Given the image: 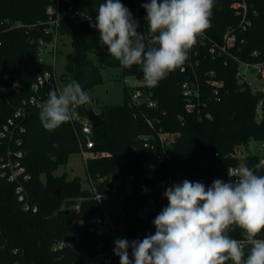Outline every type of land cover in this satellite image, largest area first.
<instances>
[{"label": "trees", "instance_id": "16d2710c", "mask_svg": "<svg viewBox=\"0 0 264 264\" xmlns=\"http://www.w3.org/2000/svg\"><path fill=\"white\" fill-rule=\"evenodd\" d=\"M51 2L0 0V84L10 86L13 81L19 82L18 90H8L7 97L0 101V130L14 117L16 109L24 105L23 101L34 94L32 86L38 76L53 71L50 64L39 62L37 55L38 40H52V35L45 30L47 7ZM102 2L104 0H61L60 7L97 15ZM148 2L150 0H121L132 15L136 13L137 31L150 40L147 13L142 6ZM253 2L259 15L238 46L244 59L255 60L252 53L260 50L264 60V0ZM239 23L232 0H214L211 26L204 32L222 41L229 29L239 33ZM59 31L61 40L68 37L72 46L67 53L66 72L60 76L62 88L75 80L88 92L103 82L101 70L108 63L120 66L124 76L136 75L143 79L141 66L124 68L110 56L107 46L100 43L98 30L86 19H66ZM90 53L96 54L99 64L90 58ZM183 68L170 72L153 87L147 86L145 81L134 89L125 85L122 104L104 105L98 111L104 121L92 130L91 148H86L85 138L77 135L76 121L71 120L49 132L40 122V107L25 105L24 115L18 119L25 126L21 133L23 142L16 148L24 152L22 163L30 175L25 182L28 199L38 209H24L15 184L0 176V243L5 244L10 262L88 264L97 254L111 248L110 261L102 264H120V258L114 254L115 246L112 247V233L98 228L97 220L105 216L103 197L114 194L121 197L123 212L115 224L123 216L126 240L142 241L155 233L153 220L168 203L161 190L149 191L160 181L180 184L189 180L209 187L217 179L234 180L228 167L239 164L251 168L257 175H264L260 155L249 149L250 142L264 140V99L262 117L258 119L256 110L261 97L237 82L236 62L226 57L212 58L207 45L197 39ZM211 71H215L216 79L224 82L221 99H210L213 117L200 121L185 108L183 83L196 76L207 99L211 90L207 79ZM53 89L56 90L52 82L44 84L40 90L43 102ZM136 89L148 94L156 106H149L146 101L131 103V93ZM88 107L89 104L78 106L75 113L86 115ZM162 132L175 134L169 144L165 145ZM81 141L90 154L85 165L91 189L84 188L78 176L67 179V173L55 175L53 172L65 164L71 154L82 151ZM157 150L161 156L159 167L151 165ZM238 151L242 152L238 154ZM115 186L116 192L113 191ZM57 188L59 195L54 193ZM95 193H99L100 198ZM151 204L155 205L154 209L148 208ZM230 235L242 238L239 229ZM258 238H264V232ZM63 240L71 244L53 247ZM16 247L20 252L14 254L12 250Z\"/></svg>", "mask_w": 264, "mask_h": 264}, {"label": "clouds", "instance_id": "9594fccd", "mask_svg": "<svg viewBox=\"0 0 264 264\" xmlns=\"http://www.w3.org/2000/svg\"><path fill=\"white\" fill-rule=\"evenodd\" d=\"M150 40L138 32V21L121 0H104L95 23L100 43L124 68L141 66L147 86L189 59L198 37L211 26L214 0H150L144 3ZM91 97L75 80L50 90L39 119L49 132L70 122L75 108ZM234 180H184L164 192L168 203L153 220L155 233L142 241L118 239L120 264H264V175L238 167ZM239 229L241 239L230 233ZM131 249V255L129 254Z\"/></svg>", "mask_w": 264, "mask_h": 264}, {"label": "built area", "instance_id": "2783aa9c", "mask_svg": "<svg viewBox=\"0 0 264 264\" xmlns=\"http://www.w3.org/2000/svg\"><path fill=\"white\" fill-rule=\"evenodd\" d=\"M60 1L61 0H52V2L47 7L48 20L45 22V30L47 34L52 35V40L50 42L46 41L44 38H40L38 40V60L41 63L50 64V66L53 68V71H46L38 76L36 82L32 86L34 94L28 100L23 101L24 105L16 109L14 117H10L0 130V176L5 178L8 182L15 184V192L24 209L29 210L32 208L34 211H36L38 208L37 206H32L30 204L28 199L29 195L25 186V182L30 178V175L27 173L26 168L22 163L24 152L20 148H16V146H20L22 144L23 140L21 137V133L25 131V126L18 119L23 117L25 105L30 104L32 106H41V104L43 103V99L40 95V90L46 82H52L57 91L62 89L60 75L57 70L58 53L60 52L62 41L59 31L61 23L66 19L79 18L86 19L88 24L92 26L95 23L96 18V15L87 14L81 9L62 10L60 7ZM232 5L234 7L236 15L240 18V23L238 26L239 33L233 29H229L223 35L222 41H217L203 32L198 37V40L201 44L207 45L208 53L212 58L215 59L226 57L231 58L236 62L235 77L237 82L243 84L245 87H248L253 93L259 94L261 97L258 100L256 110L257 118L260 119L262 117L264 85H260L258 81L264 80V60L260 57V50L253 51L252 55H254V57L256 58L255 60L244 59L241 56V48L238 46V43L244 42V34L253 25L254 18L259 15V11L254 6L253 0H232ZM132 16L135 20L137 19L136 13ZM251 73L254 74L255 80H252L250 78ZM215 75V71H211L209 73L207 84H209L211 90L210 94H208L207 99V96L205 95L206 93L204 89H202L196 76L194 79H187L183 83L185 108L187 111L194 113L200 121L211 119L213 117V113L209 107L210 99H221V89L223 88L224 82L222 79H216L214 77ZM18 88V81H13L10 86H3L0 84V101L7 97L8 90H18ZM141 101H146L149 106H156V102L153 101L148 94H145L143 90H134L131 93V103H139ZM72 120L76 121L79 125V132L78 129L76 132L77 135H79V137L81 135L85 138L86 148H91L93 146V140L91 138L93 127L88 116H79L77 113H75ZM174 135L175 134L170 132L161 133V138L164 139L165 145L170 143V140L174 137ZM11 144H14L15 146H12ZM257 144L260 149L256 152L260 155V165L264 167V140L257 142ZM85 146L83 145V141H81V149L83 153H86ZM244 149L246 152L248 151V148ZM242 151H238V154H240V152ZM243 166V164L231 165L228 167V173L234 176L233 174L236 169ZM128 178L132 179V176H129ZM175 184L178 183H170L167 180H162L155 188H150L149 191L161 190V192L164 194L168 187H171ZM113 191H117L116 186L113 188ZM95 196L97 198H100L99 193H95ZM120 221L123 222V216L121 217ZM97 224L100 230H103L104 228L110 230L113 235L112 247L115 246V222L109 217V215L105 213V216L103 218L97 220ZM70 244V241L63 240L55 244L53 247H64ZM19 252L20 249L17 247L12 250V253L14 254H17ZM111 257L112 251L111 248H109L105 252L97 254L88 264H102L105 260L110 261ZM0 264L33 263L20 260L10 262L7 259L5 244L0 243Z\"/></svg>", "mask_w": 264, "mask_h": 264}, {"label": "rangeland", "instance_id": "374dc122", "mask_svg": "<svg viewBox=\"0 0 264 264\" xmlns=\"http://www.w3.org/2000/svg\"><path fill=\"white\" fill-rule=\"evenodd\" d=\"M72 46L70 39L68 37H63L60 46V52L58 53L57 60V70L61 76L66 72L67 64V53L71 51ZM90 58L96 63L99 64L96 54L90 53ZM102 68L103 82L96 85L88 91L91 102L89 103L88 108H92L95 112L98 113L104 105L110 104H122L124 102V86L131 87L134 89L136 86L143 85L144 80L139 78L136 75L124 76L122 74V68L120 66H115L113 64H104ZM250 78L255 80L254 74H250ZM260 85H264V80L258 81ZM172 137V136H171ZM249 148L251 150L259 151L260 147L258 144L253 141L249 143ZM90 154L86 151L79 153H73L70 155L69 159L65 164L59 165V167L54 170L55 175H62L67 173V179H72L76 176L82 179V185L86 189H91L92 185L87 177L85 160L86 157ZM44 178V177H43ZM122 199L119 195H108L101 199V204L104 208V211L109 217L115 222L119 214L123 212L121 206ZM155 205L151 204L148 206L150 209H154ZM118 239H126L125 236V225L122 221L116 224V235L114 242Z\"/></svg>", "mask_w": 264, "mask_h": 264}, {"label": "water", "instance_id": "95a60500", "mask_svg": "<svg viewBox=\"0 0 264 264\" xmlns=\"http://www.w3.org/2000/svg\"><path fill=\"white\" fill-rule=\"evenodd\" d=\"M144 37H145V40H149L145 35ZM85 114L90 119L93 128L99 126L104 121L101 115L95 112V110L92 108H86ZM151 165L155 167H159L161 165V156H160L159 150L156 151V159L153 162H151ZM59 191L60 189L57 188L56 191L54 192L55 195H59Z\"/></svg>", "mask_w": 264, "mask_h": 264}]
</instances>
